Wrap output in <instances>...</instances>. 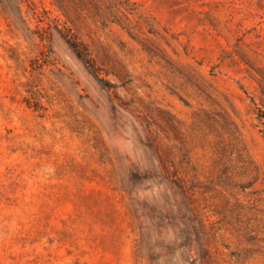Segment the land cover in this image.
Returning a JSON list of instances; mask_svg holds the SVG:
<instances>
[{"label": "rangeland", "instance_id": "374dc122", "mask_svg": "<svg viewBox=\"0 0 264 264\" xmlns=\"http://www.w3.org/2000/svg\"><path fill=\"white\" fill-rule=\"evenodd\" d=\"M0 264H264V0H0Z\"/></svg>", "mask_w": 264, "mask_h": 264}, {"label": "trees", "instance_id": "16d2710c", "mask_svg": "<svg viewBox=\"0 0 264 264\" xmlns=\"http://www.w3.org/2000/svg\"><path fill=\"white\" fill-rule=\"evenodd\" d=\"M62 39L78 61H80L85 67L92 66L87 48L78 42L77 39L66 28L63 29ZM149 149L152 150L151 147H149ZM160 164L162 171L164 172V174L160 176V179L164 184H166V187L171 192V196L173 197L176 193H178V195H180L182 198H186L184 195V187L182 184H180L177 175L170 173L162 162H160Z\"/></svg>", "mask_w": 264, "mask_h": 264}]
</instances>
